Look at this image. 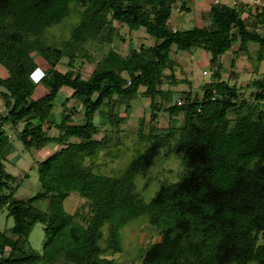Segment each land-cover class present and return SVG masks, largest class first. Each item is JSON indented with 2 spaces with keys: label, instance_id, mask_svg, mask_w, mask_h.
I'll list each match as a JSON object with an SVG mask.
<instances>
[{
  "label": "trees",
  "instance_id": "1",
  "mask_svg": "<svg viewBox=\"0 0 264 264\" xmlns=\"http://www.w3.org/2000/svg\"><path fill=\"white\" fill-rule=\"evenodd\" d=\"M187 4L0 0V68L6 72L0 76V212L6 209L13 220L0 231V264H126L115 257L123 253L121 232L138 219L158 236L138 251V264H264V80L254 68L256 77L244 86L252 89L249 102L243 89L222 79L220 61L237 44L235 53H246L249 43L258 48L257 61H264V7L254 15L248 10L250 28L242 7L214 3L201 13L200 28L176 30L169 22L173 9L180 5L187 13ZM123 26L129 33L144 29L154 44L122 55L112 43L123 40ZM173 46L203 51L212 68L200 95L182 91L174 102L168 86L188 79L175 76ZM62 59L65 72L57 68ZM82 63L94 65L87 79ZM62 88L71 94L58 123L54 101ZM38 89L43 95L35 98ZM139 95L148 101V131L143 112L132 155L121 169L104 174L97 161L120 158L123 146L111 136H119ZM71 101L81 110H67ZM95 114L103 118L98 124ZM162 114L167 128H157ZM5 125L25 150L59 147L34 162L40 191L25 200L16 198L21 183L5 168L12 147L3 137ZM51 130L57 135L49 136ZM172 158L176 176L159 181L152 196L141 194L138 178L149 188L158 181L154 169ZM71 194L83 202L74 206L72 200L65 210ZM41 202L45 209L37 208ZM37 224L40 253L29 242Z\"/></svg>",
  "mask_w": 264,
  "mask_h": 264
},
{
  "label": "rangeland",
  "instance_id": "2",
  "mask_svg": "<svg viewBox=\"0 0 264 264\" xmlns=\"http://www.w3.org/2000/svg\"><path fill=\"white\" fill-rule=\"evenodd\" d=\"M186 7L192 8L193 11L190 10L186 13L183 9L180 8V5H177L175 10L173 9V13L169 22L170 25L176 30L183 31L201 26L202 21L200 23L201 19L199 18L198 13L202 9L201 5L196 4L194 6L193 4L192 6V4H187ZM195 8L197 9L195 10ZM261 8H257V10ZM247 23L249 25V28L254 26V20L251 18H247ZM115 26L117 27V24H115ZM123 27L124 28L119 29V34L121 35L123 40H120L119 37H116L112 43V47L122 55H126L129 52L130 48H138L139 45H144L148 47L154 44L155 40L149 35H147L144 29H139L138 31H133L129 33L128 28L126 26ZM256 31L260 32L261 30L260 28H256ZM237 45L233 47V51L227 52L220 58L222 65V79L228 82L230 85L235 84L239 88L243 89L242 92L244 94V97L249 100L250 92L252 91V89L246 90L244 86L256 77L254 74V68L258 69L259 77L264 80V61H257L258 48L255 44L249 43L247 52L240 54L235 53ZM204 54L205 53L203 51H194L192 53L188 51H176L175 46L172 47V52L170 56L173 60L178 62L179 65V67L174 68L175 76L179 80L183 78L188 79V83L183 82L173 88L168 86L169 89L172 91L173 102L180 99L182 91H191L193 94H201L202 85L210 80V75L212 73V68L208 66V63L206 65V61L204 60ZM100 57L101 55H99L98 58ZM231 59L235 60V64L233 67L230 66ZM34 60H36V58ZM37 61L39 64V59H37L36 62ZM79 62L80 61H78V63L76 64V67H79ZM65 63L66 59H62L60 65L57 66V68L62 72H65L67 70V68L65 67ZM40 64H42V62H40ZM93 68V64L82 63V65L80 66V73L82 78L87 79L88 76L91 74ZM164 73L168 74L169 71L166 70ZM5 75V70L0 68V76L4 77ZM68 90L70 91L69 93H71L70 89L62 88L54 101L53 112L55 114V121L58 123L61 121L62 115L64 114L62 112H64L65 109L61 107V104L63 100L67 97L68 93H66V91ZM143 90L144 89L141 88L139 90L140 93L143 92ZM41 94L42 91H40L39 89L35 92L34 97L37 98ZM249 102H252V99H250ZM131 104V114L129 115L128 121L121 125V132L119 136L115 137V134L111 136L113 142L118 138V141L121 143V146H123L120 152V158L115 160H111L110 158H99L97 161L98 164H101V172L104 174H111L112 171L115 173L117 170L121 169L122 166H124L126 161L132 155L133 150L136 147L135 141L138 140V119L142 116L143 112L146 113L143 131L144 133H147L148 131V122L150 116L149 110L146 109V107L148 106V101L146 100V98L139 95V97L132 101ZM72 106H74L76 111L81 110L80 103H74L73 101L69 102L65 108L69 110ZM1 108L2 102L0 101V110ZM161 116L162 117H158L157 128H167V116L166 114H162ZM73 118L76 119V117ZM102 119L103 118L99 114H95V123L98 124L100 121H102ZM22 129L23 124H19L17 126V132H20ZM3 132V137H8L9 142L12 144L10 153L7 155V160H5V168L8 173L17 177V180L21 183L17 191L16 198L25 200L30 195H33L36 192L40 191V184L38 182L37 171L34 168V162L42 161L45 158L51 156L53 153L59 150V147L49 145L40 151L34 149L25 150L23 145L19 141L14 139L15 135L12 132V129H10V125H5L3 127ZM48 135H57V132L51 130L49 131ZM101 137L102 135L99 134L98 138ZM178 171L179 166L175 159L172 158L166 162H163L160 167L158 166L154 169L152 177H157L158 181L152 182L149 188L144 189L143 184L145 181L142 178H138L137 185L139 192L144 196H152L154 191L158 187L159 181L163 180L164 178H174ZM25 175H27L28 178H25ZM72 200V204L75 203L74 206H78L83 202L82 200H78L76 194H71L64 202L65 210L70 208L69 202H71ZM45 205L46 202H41L38 203L36 206L39 209H45ZM12 226V218H7V211L6 209H3L0 212V231L4 232ZM121 236L123 242V253H121L120 255H116L115 257L118 259L119 262L126 264H138V261H135V258L138 255V251L146 247L148 244L155 243L158 241V236L154 228L146 224L142 219H138L129 223L122 230ZM29 242L32 248L37 250L39 253L41 252L43 242V233L41 225L37 224L34 227L29 236Z\"/></svg>",
  "mask_w": 264,
  "mask_h": 264
},
{
  "label": "crops",
  "instance_id": "3",
  "mask_svg": "<svg viewBox=\"0 0 264 264\" xmlns=\"http://www.w3.org/2000/svg\"><path fill=\"white\" fill-rule=\"evenodd\" d=\"M186 1L188 2V4H192V6H193V4H194V6L196 4L201 5L202 9H201L200 12H198L200 19H201V17H200L201 13L207 12L209 10L210 5L214 4V3H222V4H226L228 6L242 7L243 11H244L243 14H242V18L243 19L248 18V10H250V14H254L255 13V9L264 7V0H190V1H193V2H190L189 0H186ZM196 9L197 8H195V10ZM190 10H192V8H189V11ZM200 23H201V20H200ZM201 26H202V23H201ZM204 60L206 61V65H207L208 60H207L206 54H204ZM40 91H42V90H40ZM69 92H70L69 90L66 91V93H68L67 97L71 94ZM42 95H43V92H42V94L40 96H42ZM40 96H38V97H40Z\"/></svg>",
  "mask_w": 264,
  "mask_h": 264
}]
</instances>
